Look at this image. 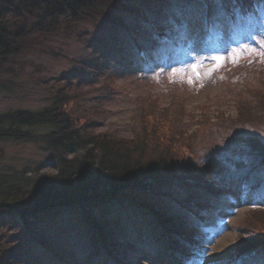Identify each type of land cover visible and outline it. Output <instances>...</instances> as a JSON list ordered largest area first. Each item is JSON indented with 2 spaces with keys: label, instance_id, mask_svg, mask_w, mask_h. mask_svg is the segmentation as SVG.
Instances as JSON below:
<instances>
[{
  "label": "trees",
  "instance_id": "16d2710c",
  "mask_svg": "<svg viewBox=\"0 0 264 264\" xmlns=\"http://www.w3.org/2000/svg\"><path fill=\"white\" fill-rule=\"evenodd\" d=\"M136 1L140 4L128 0H0V90L41 88L49 95L44 108L11 107L0 112V163L5 157L2 144L32 143L57 167L55 174H39L40 165L33 172L28 167L0 171V264H34L40 256L59 264H78L83 252L93 264H134L132 255L145 244L152 254L163 256V261L172 256L177 264H184L203 238L197 230L205 229L202 219H209L219 208L216 205L233 198L222 188L221 179L202 166L208 146L195 139L201 133L185 137V123L178 124V116L168 108L140 111L142 127L134 138L98 131L106 112L87 109L86 95L91 91L83 87L86 78L77 77L74 83L75 76H70L64 81L65 89L62 83L41 76V64L27 60L35 54L67 58L98 76L107 73L113 62L124 64L127 56L139 61L138 53L155 49L167 33L164 28L162 34L152 32L147 43L139 35L131 36L132 31L143 32L145 24L153 25V20L164 27L166 18L163 10L153 9L159 0ZM260 1L264 2L237 0L235 8L227 4L222 9L209 4L202 7L203 17L237 24L239 18L255 16L254 7ZM147 7L150 10L144 12ZM118 11L131 12L135 20L125 23L115 14ZM99 20L115 28L108 45H94V49L86 24ZM116 26L127 32L122 35L125 42ZM63 38L87 43L95 63L65 55L56 45ZM134 39L135 48L129 44ZM27 65L32 69L26 81L19 83L27 74ZM99 89L107 96L115 90L108 81ZM261 93L255 103L240 100L237 122H264V89ZM200 123L197 131L207 129L208 133L209 120ZM208 137L217 140L210 131ZM247 143V161L231 180L237 182V195L252 192L264 197V141L251 135ZM175 186L184 188L186 196L172 197ZM248 212L247 222L239 225L241 243L235 263L264 258V206ZM31 246L41 255L36 256Z\"/></svg>",
  "mask_w": 264,
  "mask_h": 264
},
{
  "label": "rangeland",
  "instance_id": "374dc122",
  "mask_svg": "<svg viewBox=\"0 0 264 264\" xmlns=\"http://www.w3.org/2000/svg\"><path fill=\"white\" fill-rule=\"evenodd\" d=\"M128 2L140 4L136 0ZM159 2L160 4L155 5L153 9H161L166 13L164 27L159 21L153 22L157 27L164 28L162 31L167 34L159 46L145 53V61L127 56L124 64L113 62L107 73L98 76L97 73L70 62L67 58L56 59L35 54L27 57V60L41 64L44 67L41 76L62 83L60 87H65L64 81L72 75L75 76L74 83L77 82V77L84 76L86 79L84 78L83 87L91 91L86 95L87 109L91 111L102 109L106 112L100 119L102 124L97 127L98 131H110L120 137L134 138L141 131V117L144 111L151 108H168L169 112L178 116L180 121L178 124L185 123L187 128L183 132L185 137L186 134L201 133L195 139L208 146L204 160L201 159L203 168L215 175L216 179L218 176L222 188L234 196L230 198L229 203L216 205L219 208H215L216 211L207 219L210 222L209 227L204 230L197 228L203 233V238L193 249L194 255L186 258L184 264H235L233 258L238 256V246L241 243L238 235L239 225L243 220L247 222L248 209L264 206V197L253 196L252 192L245 198H239L237 182L231 180V177L241 172L243 169L241 165L249 156L248 137L253 135L264 141V122L239 123L236 120L242 98L255 103L257 95L263 94L261 91L264 89V2L259 3L260 15L239 18L237 24L218 22L217 18L205 20L202 8L209 4L216 9H222L227 4L235 8L237 0H159ZM141 6L145 5L141 3ZM143 10L147 12L150 8ZM115 14L125 23L135 20L131 12L118 11ZM107 22L99 20L95 24H86V29L90 32L89 43L94 49V45H108V37L115 27ZM143 28L145 34L140 31L136 32V35L145 43L148 37H153L152 32L162 34L152 25L145 24ZM116 30L121 34V40L125 42L122 37L126 36L127 32L118 26ZM132 41H129V44L135 48L136 39ZM148 41L152 43L151 40ZM56 45L60 46L68 57L95 63L96 56L93 57L87 43H78L66 38L65 41H57ZM136 48L140 50L137 46ZM31 69L30 65H27V74H23L24 78L19 83L26 81ZM107 81L111 82L115 89L108 96L99 89L103 82ZM48 84L47 82L49 87ZM48 96L41 88L29 92L14 89L6 93L0 90V112L11 107L41 109L49 105ZM140 111L142 113H139ZM205 120H209V125H205L208 133L207 129L206 132L197 131L202 126L200 121ZM231 121L234 122L230 123ZM220 123L222 124L219 126ZM209 131L216 136V141L208 137ZM2 147L5 149V157L0 163L1 172L10 167L11 169L28 167V170L33 172L39 165L41 169L38 171L39 174L57 172L56 165L47 161L46 156L32 143L8 142L4 143V146L2 144ZM172 192L174 198H181L186 193L184 188L179 186H175ZM169 198L171 197H165L167 200ZM201 201L207 200L201 198ZM30 249L36 256L41 255L35 247L31 246ZM150 249L146 244L139 245L132 255L134 264L168 263L166 260L163 261V256L152 254ZM82 254L83 258H80L78 264H93L87 253ZM262 258L263 256L260 262L255 259L248 264H264ZM34 264L59 263L57 260L40 256Z\"/></svg>",
  "mask_w": 264,
  "mask_h": 264
}]
</instances>
